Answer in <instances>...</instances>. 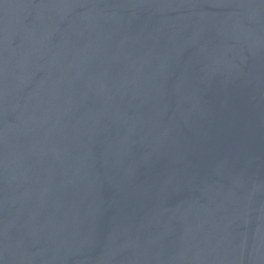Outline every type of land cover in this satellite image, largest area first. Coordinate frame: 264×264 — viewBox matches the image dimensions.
Masks as SVG:
<instances>
[{"label":"water","instance_id":"95a60500","mask_svg":"<svg viewBox=\"0 0 264 264\" xmlns=\"http://www.w3.org/2000/svg\"><path fill=\"white\" fill-rule=\"evenodd\" d=\"M0 264H264V0H0Z\"/></svg>","mask_w":264,"mask_h":264}]
</instances>
